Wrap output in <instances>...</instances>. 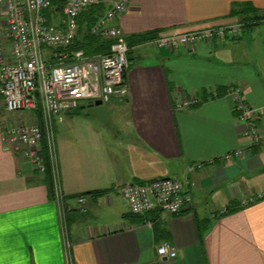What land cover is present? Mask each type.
<instances>
[{
    "label": "crops",
    "instance_id": "0c3cea01",
    "mask_svg": "<svg viewBox=\"0 0 264 264\" xmlns=\"http://www.w3.org/2000/svg\"><path fill=\"white\" fill-rule=\"evenodd\" d=\"M53 5L43 15L64 29L61 4ZM98 6L78 18V41L101 38L90 32L106 9ZM236 23L246 24L242 36L221 44L153 43ZM118 26L130 47L129 93L54 119L52 197L45 174L24 158L27 148L5 136L1 125L17 121L0 111V264H68L56 181L72 205V264H264V143L251 145L232 96L239 90L258 110L264 132V0H130ZM69 48L59 60L50 50L45 57L71 61ZM176 96L198 103L177 109ZM166 177L187 178L193 201L176 215L130 214L120 189ZM248 198L255 200L243 205ZM162 245L177 257L160 258Z\"/></svg>",
    "mask_w": 264,
    "mask_h": 264
},
{
    "label": "built area",
    "instance_id": "2783aa9c",
    "mask_svg": "<svg viewBox=\"0 0 264 264\" xmlns=\"http://www.w3.org/2000/svg\"><path fill=\"white\" fill-rule=\"evenodd\" d=\"M57 1L61 4L57 9L63 15L64 29L49 24L43 15V12L55 8L53 0H0V96L8 114L24 117L16 124L3 123L1 127L5 128V136L13 146L27 148L24 158L40 173L46 171L41 151L43 130L47 134L50 156L57 170L53 133L57 116L76 112L85 103H108L125 98L129 93L126 74L130 67V47L118 20L127 11L130 0ZM96 5H104L106 9L90 32L110 41V52L89 56L80 50L73 54L71 61L49 62L45 50L52 51L53 58L61 59V50L69 48L78 37V18ZM245 26V23H236L163 35L154 39L153 43L157 48L166 50L194 47L200 43L221 44L228 39H239ZM232 96L239 111L238 118L247 126L246 134L251 145L264 143V132L258 124V110L244 103L239 90L232 92ZM175 98L177 109L198 103L195 96L192 99ZM243 155L242 151L236 152L237 158ZM192 170L194 168H189V171ZM57 182L56 197L66 224L64 236L68 264H72V242L67 229V213L72 210V205H66ZM187 183V178H159L147 183H129L120 189V194L134 216H144L153 210L176 215L193 201L192 195L185 190ZM254 200L244 199L243 205ZM85 201L84 197L77 198V203L84 204ZM147 226H151V222ZM157 253L160 258L177 257V250L166 245L159 247Z\"/></svg>",
    "mask_w": 264,
    "mask_h": 264
},
{
    "label": "trees",
    "instance_id": "16d2710c",
    "mask_svg": "<svg viewBox=\"0 0 264 264\" xmlns=\"http://www.w3.org/2000/svg\"><path fill=\"white\" fill-rule=\"evenodd\" d=\"M99 5L100 11L102 8ZM88 33V32H87ZM111 48V42L106 39L96 38L93 36L88 35V41H76L73 42V44L70 46L69 51L70 53L76 52V51H84L87 55L93 56L97 54H102V52H108ZM130 61V59H129ZM38 119L40 122V125L42 126V118L40 112H38ZM43 139L41 143V151L44 158V162L46 165V171H45V178L48 182V187L51 192V197L54 195V189H53V174H52V159L50 156V150H49V144L47 139V134L43 130Z\"/></svg>",
    "mask_w": 264,
    "mask_h": 264
},
{
    "label": "rangeland",
    "instance_id": "374dc122",
    "mask_svg": "<svg viewBox=\"0 0 264 264\" xmlns=\"http://www.w3.org/2000/svg\"><path fill=\"white\" fill-rule=\"evenodd\" d=\"M3 109H4V106H3V103L2 102H0V111H2L3 112ZM96 109V108H95ZM96 111H100V110H96ZM1 116H3V118L4 119H8V120H11L12 119V121L14 120V121H17V120H15V118H17L18 117V115H16V114H14V115H11V114H8L7 112H3V114L1 115ZM13 117H15V118H13ZM22 120H24V117H20ZM20 119V120H21ZM18 122H19V120H18Z\"/></svg>",
    "mask_w": 264,
    "mask_h": 264
},
{
    "label": "water",
    "instance_id": "95a60500",
    "mask_svg": "<svg viewBox=\"0 0 264 264\" xmlns=\"http://www.w3.org/2000/svg\"><path fill=\"white\" fill-rule=\"evenodd\" d=\"M102 104H103L102 101H97V102H95V103L93 104V106H94V105L99 106V105H102Z\"/></svg>",
    "mask_w": 264,
    "mask_h": 264
}]
</instances>
